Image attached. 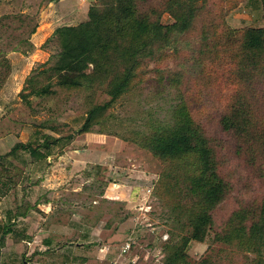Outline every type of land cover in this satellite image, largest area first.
<instances>
[{
	"label": "rangeland",
	"instance_id": "obj_1",
	"mask_svg": "<svg viewBox=\"0 0 264 264\" xmlns=\"http://www.w3.org/2000/svg\"><path fill=\"white\" fill-rule=\"evenodd\" d=\"M149 1L160 9L164 0ZM92 2L78 11L72 0H0V155L7 168L0 174V264H163V243L175 231L169 209L155 195L164 165L131 138L157 120H170L177 101L169 82L174 75L183 81L180 90L192 98L186 101L194 117L210 121L209 130L220 138L224 172L235 174L234 191L214 213L216 227L238 202L264 192V179L241 166L216 121L232 92L229 52L236 39L229 34L264 27L258 3L208 0L220 38L218 61L198 63L199 27L192 28L158 63L146 62L142 82L108 111L107 122L73 136L84 122L87 92L38 75L36 85L43 89L27 99L20 93L29 92L27 78L58 51L47 42L53 31L86 20ZM161 22L172 20L164 14ZM93 97L96 103L107 99L99 92ZM67 136L72 140L46 150L38 147ZM20 143L39 150L35 155L10 153ZM186 253L192 264L206 258L211 264H253L254 259L214 242L212 232L203 243L190 242Z\"/></svg>",
	"mask_w": 264,
	"mask_h": 264
},
{
	"label": "trees",
	"instance_id": "obj_2",
	"mask_svg": "<svg viewBox=\"0 0 264 264\" xmlns=\"http://www.w3.org/2000/svg\"><path fill=\"white\" fill-rule=\"evenodd\" d=\"M254 1L264 11V0ZM164 14L171 18L170 24L161 22ZM197 26L198 63L213 64L219 59L220 38L208 0H164L160 9L150 7L148 0H93L86 20L53 31L47 42H54L58 51L42 70L27 78L29 92L20 95L27 99L43 89L36 85L38 75L48 83L87 92L84 122L73 136L89 133L107 122L108 111L142 82L147 61L158 63L167 48ZM229 35L236 39L229 52L232 92L216 120L218 133L227 136L226 147L232 148L241 166L264 179V27H247ZM200 73L204 75L203 69ZM169 79L177 91L170 120H157L131 138L164 165L155 195L169 209L175 231L163 243V264H192L186 253L190 242L203 243L210 232L214 242L254 255L253 264H264V192L238 202L216 227L214 213L234 191L235 174L224 172L220 138L209 130L210 121L204 124L192 114L187 102L192 98L180 90L182 79L175 75ZM96 92L107 99L94 102ZM73 136L50 139L38 147L46 150ZM18 150L35 155L39 148L20 143L10 153ZM5 162L0 155V174L7 169ZM200 264L211 261L206 258Z\"/></svg>",
	"mask_w": 264,
	"mask_h": 264
},
{
	"label": "crops",
	"instance_id": "obj_3",
	"mask_svg": "<svg viewBox=\"0 0 264 264\" xmlns=\"http://www.w3.org/2000/svg\"><path fill=\"white\" fill-rule=\"evenodd\" d=\"M90 1L91 0H72L78 11H83L84 9H86Z\"/></svg>",
	"mask_w": 264,
	"mask_h": 264
},
{
	"label": "built area",
	"instance_id": "obj_4",
	"mask_svg": "<svg viewBox=\"0 0 264 264\" xmlns=\"http://www.w3.org/2000/svg\"><path fill=\"white\" fill-rule=\"evenodd\" d=\"M127 247H128V246H127ZM125 251H126V249H123V251H122V252L124 253Z\"/></svg>",
	"mask_w": 264,
	"mask_h": 264
}]
</instances>
